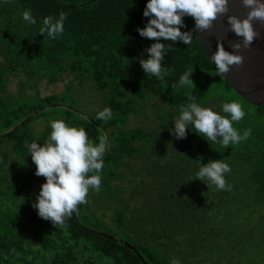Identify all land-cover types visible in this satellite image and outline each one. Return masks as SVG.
I'll return each mask as SVG.
<instances>
[{
	"label": "trees",
	"instance_id": "obj_1",
	"mask_svg": "<svg viewBox=\"0 0 264 264\" xmlns=\"http://www.w3.org/2000/svg\"><path fill=\"white\" fill-rule=\"evenodd\" d=\"M147 2L0 4V264H264L256 259L264 254V103L248 102L220 76L197 30L190 46L161 39L168 50L162 79L145 74L140 58L147 59L146 49L156 42L137 31L150 19L143 15ZM26 10L35 25L23 21ZM61 12L67 17L64 33L55 39L40 35L43 19L58 18ZM184 23L181 31L195 27L191 16L184 17ZM189 71L194 83L180 86V77ZM213 72L223 84L219 95L202 78ZM17 73L24 79L18 92L9 94L10 77ZM67 78L64 92L41 95V82ZM86 86L99 94L96 111L87 108ZM190 97L226 117L221 105L239 103L245 117L233 126L241 134L250 129V137L227 148L219 141L210 144L190 129L187 138L175 139L169 129ZM106 107L112 117L96 119ZM132 118L141 121L131 128ZM41 119L84 128L94 146L101 140L111 144L103 157L100 191L112 197L125 189V210L118 207L116 218L121 220L125 211V242L81 220L79 212L96 193L92 189L87 202L63 225L38 216L33 204L46 178L35 175L27 145L36 141L43 146L48 140L50 123L39 132L34 129L33 123ZM161 154L167 158L157 162ZM220 159L231 167L226 174L231 191L192 180L202 164ZM145 170L158 191L141 190H153L143 183ZM260 211L262 223L255 224L250 244L242 222Z\"/></svg>",
	"mask_w": 264,
	"mask_h": 264
},
{
	"label": "clouds",
	"instance_id": "obj_2",
	"mask_svg": "<svg viewBox=\"0 0 264 264\" xmlns=\"http://www.w3.org/2000/svg\"><path fill=\"white\" fill-rule=\"evenodd\" d=\"M6 2L7 0H0V4ZM228 4L229 0H148L143 15L150 19L145 27L137 29L141 37L156 41L146 49L148 58H140L145 74L162 79V62L168 50L165 43L160 42L161 39L174 44L180 41L190 46L193 32L209 29L219 15L228 12ZM243 4L250 9L246 18L241 20L236 16L228 17L231 31L241 38V41L232 44L235 50L250 47L258 36L253 22L264 21V0H243ZM186 16L195 20V27L191 32L181 31V28L186 27ZM22 19L29 25L37 23L27 10L23 12ZM66 19L63 12L58 18L45 17L39 34L44 38L55 39L64 33ZM209 59L220 76L228 73L230 66L243 62L241 55L226 51L222 42ZM192 73L185 72L179 79V85L193 84ZM221 111L227 117L210 107L200 106L195 102V97H190L189 103L180 106L179 115L173 119L175 126L169 131L179 140L187 138L190 129L210 144L219 141L225 148L250 137V129L241 134L233 126L245 117L239 103H223ZM111 117L112 111L107 107L96 115V119L104 121ZM49 123L51 133L43 146L33 141L27 148L36 165L35 175L46 178L33 207L40 218L59 227L66 218L78 211L79 205L87 202L90 189L100 191L101 173L105 166L103 157L110 150L111 144L101 140L94 146L84 128L70 126L63 120H52ZM230 172V165L223 159L210 160L207 164H202L192 180L202 181L209 188L215 186L218 191H231L232 186L226 181V174ZM90 173L94 174L89 175ZM172 264H178V261L173 260Z\"/></svg>",
	"mask_w": 264,
	"mask_h": 264
},
{
	"label": "rangeland",
	"instance_id": "obj_3",
	"mask_svg": "<svg viewBox=\"0 0 264 264\" xmlns=\"http://www.w3.org/2000/svg\"><path fill=\"white\" fill-rule=\"evenodd\" d=\"M0 60H2L1 56H0ZM10 78H11L10 82L7 86V93L15 94L18 92L20 81L21 79H24V77L22 75H19V73H17L16 75L11 76ZM202 78L207 79L206 85L213 92L214 95H219L222 93L223 84L219 76L217 75V72L211 73L209 77L203 75ZM69 81L70 79L68 78L62 82H58L54 84H50V83H47L46 81H43L39 84V91L41 95H48L50 93H62L66 90L67 83ZM200 82H202V79H200L199 82H197V84H199ZM85 95L88 97V100L86 103L87 108L90 111H96L97 109H99V105H98V101H100L99 94H97L96 91L90 90L89 87L86 86ZM140 121H141L140 118H135V119L132 118L129 124V127L132 128V127L138 126V123ZM48 123L49 121H45L41 119V120L35 121L33 123V126H34L35 131L39 132ZM162 144H160V146ZM158 145H159V142H158ZM155 155H152V157L150 158L152 159L153 156ZM163 158H167V155L161 154V157L156 159V161L164 162L163 160H161ZM123 170L125 171V169ZM144 175L146 176L147 179L143 181V183H145V185L153 187L154 180H152V178L150 180L149 172L147 170H145ZM141 190L158 191V188L153 187V190H149L147 187H144V189H141ZM117 193L118 192H116L115 195L112 194V197H111V195H108L102 191L96 192L95 195H93L88 200L89 204L87 208L85 207L79 212V216L81 220L83 221V223L91 226L92 228H94V230L100 233H104L107 236L122 239L125 242L127 234H128V232H126L128 228L125 229V211L123 212V216L121 220L116 219L117 214L119 213V210H117L118 207H121L122 209L125 210V189H123V191L118 193L121 195H117ZM140 194H143V193H140ZM119 204L120 206H118ZM257 213H261V211L256 212V213L254 212L251 213L250 214L251 220L249 222L248 221L242 222V228L247 233H250L251 235L250 236L251 238L249 239L250 244L253 243V241L255 240V235H253L256 232V230L254 229L255 224L260 223V222L262 223ZM140 235L141 233L139 235H134V238ZM263 248L264 247H262V249ZM205 250H207V248H205ZM212 252H214V250H212ZM256 259H258L257 262L264 263V254Z\"/></svg>",
	"mask_w": 264,
	"mask_h": 264
},
{
	"label": "water",
	"instance_id": "obj_4",
	"mask_svg": "<svg viewBox=\"0 0 264 264\" xmlns=\"http://www.w3.org/2000/svg\"><path fill=\"white\" fill-rule=\"evenodd\" d=\"M249 11L243 0H229L228 12L219 15L209 29L197 32L201 43L205 45L208 57L218 49L220 42L226 51L243 57V62L230 66V71L223 77L231 82L236 92L244 99L254 105H260L264 103V21L253 22L258 36L250 47H242L239 50L233 49L232 44L241 41V38L231 31L228 23L229 16H236L242 20L248 16ZM192 19L195 24L193 17Z\"/></svg>",
	"mask_w": 264,
	"mask_h": 264
}]
</instances>
